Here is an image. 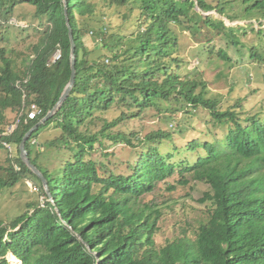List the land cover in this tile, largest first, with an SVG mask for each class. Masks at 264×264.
I'll return each mask as SVG.
<instances>
[{"label": "trees", "instance_id": "1", "mask_svg": "<svg viewBox=\"0 0 264 264\" xmlns=\"http://www.w3.org/2000/svg\"><path fill=\"white\" fill-rule=\"evenodd\" d=\"M100 2L110 8L125 7L123 20L134 17L139 24L128 47L123 48L126 36L121 33H111L104 42L102 47L112 53L111 63L105 62V53L95 56L100 48L86 45L88 33L81 26V19L94 17ZM215 2L221 4V0H68L76 41V82L61 108L26 142L31 162L47 178L46 191L22 159L20 144L58 102L71 78L72 44L65 1L0 0V42L6 39L18 7L31 10L28 27L20 26L24 33L36 24L28 52H15L21 45L12 47L7 40L0 44V146L5 142L14 145L21 166L20 171L0 166L6 171L0 174V187L13 186L29 174L40 182L46 197L31 215L19 216L7 225L0 220V264H10L6 257L10 252L12 260L22 264H264V118L257 114L241 118L235 109H219L203 89L197 92L200 85L204 87L202 82L182 79L174 67L179 60L173 56L177 37L171 25L202 20L216 30L224 29L222 20L205 15L212 9L224 11ZM250 2L247 11L264 12V0ZM101 23L103 29L105 21ZM57 49L62 56L53 62ZM30 52L34 55L27 57ZM171 98L203 106L215 121L232 126L224 146L207 141L197 160L184 161L178 171L180 185L199 180L209 186L200 199L210 202L208 216L198 221L193 234L185 230L158 243L161 207L147 195L178 167L173 153L157 146L171 134L164 130L146 134L138 159L124 173L111 170L109 160L86 157L98 145L115 139L140 148L131 136L112 130ZM33 103L42 109L40 115L30 119L27 111L20 114ZM113 106L128 109L114 119L102 115ZM8 112L18 113L20 121L5 134ZM98 121L101 128L91 132L89 126ZM50 125H57L60 135L47 139L43 149L37 145L35 153L43 154L46 146L56 152L64 144L73 155L59 159L56 154L48 167L31 154L36 144L33 139ZM191 144L192 150L200 145ZM169 187L177 188L175 184Z\"/></svg>", "mask_w": 264, "mask_h": 264}, {"label": "rangeland", "instance_id": "2", "mask_svg": "<svg viewBox=\"0 0 264 264\" xmlns=\"http://www.w3.org/2000/svg\"><path fill=\"white\" fill-rule=\"evenodd\" d=\"M217 3L220 9L226 10L225 13L212 9L210 12H205V15L222 20L224 29L216 30L202 20L199 23L184 20L182 24L171 25L177 37L173 56L179 60V65L174 66L175 71L182 79L189 77L202 82L204 87L200 85L197 92L203 89L204 96L213 99L219 109H235L241 118L254 114L264 118V12L258 14L247 11V7L251 4L250 0H221V4L215 2ZM195 9L202 12L199 7ZM30 11L21 7L14 11L16 18L11 19L5 32L6 39L0 44H5L7 40L12 47L15 44L21 45L20 50L15 52H28L27 46L33 41L31 38L36 33V24L30 25L27 33H24L20 26L28 27ZM124 11L125 7L110 8L100 2L94 17L81 19V26L88 33L86 45L91 46V49L94 46L100 48L95 56L105 53L106 63L112 62V53L102 45L110 38L111 33L116 35L121 33L126 36L122 43L123 48L128 47L137 35L138 22L134 17L132 21L125 22ZM190 14H193V10ZM133 16H136V13ZM232 16L236 18L232 19ZM101 20L105 21L103 29L100 28L103 25ZM15 52L11 53L13 57L16 55ZM221 52L227 57H222ZM32 55L34 53L30 52L27 57ZM127 109L126 106L119 108L113 106L102 115L114 119L121 111ZM17 114L16 112L6 114L5 134L17 127L19 121ZM98 123L89 126L91 132L101 128L102 122L98 121ZM231 126L228 122L215 121L210 110L203 106L195 107L171 98L159 107H147L141 115L120 123L112 130L115 133L131 136L135 146L140 148H132L126 141L115 139L107 142L106 146L98 145L86 159L109 160L111 170L124 173L128 171L129 164L138 159V152L143 148L141 141L146 134L157 130L171 134L157 146L164 153H173L172 159L178 163V167L166 182L158 184L156 189L147 195L148 200L154 201L161 207L158 221L160 232L156 236V241L164 243L167 239L181 235L185 230L188 234H193L198 221L208 216L210 202H201L200 199L210 189L209 186L199 180H192L187 186L180 185L178 181L181 175L178 171L184 161L194 163L197 160L199 153L202 152V144L207 141L218 142L224 146L226 133ZM60 133L61 129L57 125L43 129L39 137L33 139L36 144L32 149V158L35 155L39 161L50 167L56 154L59 159L71 157L73 154H70L64 144H61V150L56 152L55 148L46 146L43 154L35 153L37 145L40 144L43 149L42 144L47 139H55ZM192 142L200 145L192 150ZM58 143L57 141L56 144ZM0 166H3V170L8 166L17 171L21 170L14 145L11 150L6 146H0ZM3 172L6 171L0 170V174ZM172 184L177 188L171 189L169 186ZM45 202L46 197L42 194L40 182L27 174L13 186L0 187V220L7 225L19 216L31 215L35 208L44 205ZM11 255L12 252L6 255L10 264H22L19 259L13 261Z\"/></svg>", "mask_w": 264, "mask_h": 264}, {"label": "water", "instance_id": "3", "mask_svg": "<svg viewBox=\"0 0 264 264\" xmlns=\"http://www.w3.org/2000/svg\"><path fill=\"white\" fill-rule=\"evenodd\" d=\"M65 1V7H66V18H67V24L69 27V32H70V37H71V67H72V74H71V78L70 81L68 82V84L66 85L62 95L60 96L58 102L54 105V107L37 123L35 124L24 136V138L22 139V142L20 144V153H21V157L22 159L27 163V165L40 177V179L43 182V185L46 189V191H49V184L47 181V178L44 176V174L42 173V171L40 169H38L32 162L31 159L28 155V151L26 149V142L27 140L30 138V136L32 135V133L39 128V126H41L42 124H44L46 121H48L51 117H53V115L61 108V106L63 105V103L65 102V100L67 99V97L69 96L72 88L75 85L76 82V75H77V69H76V61H77V54H76V41H75V37H74V32H73V28L71 26V22H70V16H69V12H68V0H64Z\"/></svg>", "mask_w": 264, "mask_h": 264}, {"label": "built area", "instance_id": "4", "mask_svg": "<svg viewBox=\"0 0 264 264\" xmlns=\"http://www.w3.org/2000/svg\"><path fill=\"white\" fill-rule=\"evenodd\" d=\"M61 56H62L61 49H57V51L54 53V55L52 57V61L56 62V61L60 60ZM23 111H27L28 112V117L30 119H35L38 115H40L42 113V109L36 103H33L31 105V107H29V109H26V110H24V107H23V109H22V111L20 113L21 115H22ZM19 121H20V118H19ZM19 121H18V123H19ZM5 146L8 149H10V150L13 148L12 145L9 142L8 143L5 142Z\"/></svg>", "mask_w": 264, "mask_h": 264}, {"label": "crops", "instance_id": "5", "mask_svg": "<svg viewBox=\"0 0 264 264\" xmlns=\"http://www.w3.org/2000/svg\"><path fill=\"white\" fill-rule=\"evenodd\" d=\"M84 39H85V43H86V40L88 39V37H85ZM87 46H88V45H87ZM88 47L90 48L91 46H88Z\"/></svg>", "mask_w": 264, "mask_h": 264}]
</instances>
